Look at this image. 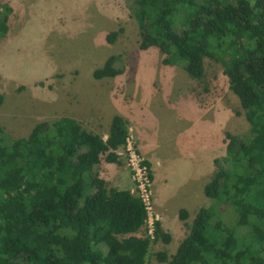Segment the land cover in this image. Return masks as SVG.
<instances>
[{
    "label": "trees",
    "instance_id": "16d2710c",
    "mask_svg": "<svg viewBox=\"0 0 264 264\" xmlns=\"http://www.w3.org/2000/svg\"><path fill=\"white\" fill-rule=\"evenodd\" d=\"M136 20L138 48L156 46L162 64L204 76V57L220 62L238 97L246 133H224L225 153L204 185L200 207L164 264H264V0H126ZM0 10L5 35L10 8ZM122 29L110 31L115 41ZM120 55L96 67L95 79L122 74ZM3 95L0 92V104ZM128 128L111 117L106 137L71 117L38 121L25 137L0 125V264H150L153 243L171 235L154 220L153 238L137 235L146 210L130 189L108 187L102 162L120 164ZM149 167L147 161H144ZM151 177V175H150ZM232 207L234 226L215 218ZM180 220L188 213L180 209Z\"/></svg>",
    "mask_w": 264,
    "mask_h": 264
},
{
    "label": "rangeland",
    "instance_id": "374dc122",
    "mask_svg": "<svg viewBox=\"0 0 264 264\" xmlns=\"http://www.w3.org/2000/svg\"><path fill=\"white\" fill-rule=\"evenodd\" d=\"M4 6L10 8V17L5 35H0V125L14 138L25 137L36 122L73 112L83 128L101 133L111 115L123 116L133 109L139 130L148 129L154 145L160 143L157 155L165 181L151 182L152 217L161 216L162 224L172 230V239L169 244L153 243L147 261L164 264L156 253L165 251L170 257L183 233H188L187 218L181 225L179 210L193 214L212 203L198 192L203 178H192L202 160L196 157H202L203 149L205 157H221L224 133L249 129L222 65L204 57V76L195 79L182 63L162 64L164 55L156 46L140 50L137 23L126 0H0L1 11ZM120 28L115 41L108 43L107 33ZM111 54L120 55L123 73L95 79L93 70ZM172 151L186 156L165 164ZM191 155H195L190 161L195 164L192 174L187 162ZM121 160L120 164L102 162L99 175L108 187L134 188ZM215 170L214 165L211 177ZM215 218L234 226L236 212L223 207ZM178 226L179 233H173ZM136 234L144 235L145 227Z\"/></svg>",
    "mask_w": 264,
    "mask_h": 264
},
{
    "label": "crops",
    "instance_id": "0c3cea01",
    "mask_svg": "<svg viewBox=\"0 0 264 264\" xmlns=\"http://www.w3.org/2000/svg\"><path fill=\"white\" fill-rule=\"evenodd\" d=\"M129 108L131 109V107H129ZM71 114H73V112H71ZM71 114L69 115V117L74 118L76 121H81L80 118L78 117V115L75 116L74 114L73 115H71ZM64 117H68V116H64ZM111 117H112V115L109 118V123H110ZM121 117L125 120L126 125H127V128L128 129H131V132L134 135V139H135V144H136L137 151L144 157L145 161H147V163L149 165V170H150V175H151V179H152V184L157 179H160V180H164L165 181V176L163 175V169H162L161 159L157 155L158 149L160 147V145H159L160 143L156 144V146L154 145V143L151 140L153 135L149 134V130L148 129H147V131L145 129L139 130V128H138V120L136 118V114L133 111V109H131L130 111L128 110V112H126V114H124ZM86 122L88 123V121H86ZM109 123H108V126H109ZM107 129H108V127H107ZM106 132H107V130H104L101 133H99V132H93V133L100 134V135L103 136V138H105L106 137ZM145 136H147V137H145ZM149 136H150V138H149ZM175 149H177V148L175 147ZM183 150H186L187 151L186 148L183 149ZM191 151L194 152V150H191ZM204 151L205 150L203 149L202 150V157H200V156H197L196 157L198 160H200V159H202V160H201L200 168H199L197 174H193V176H192L193 180L196 179L197 181H200V179L203 178L202 181L200 182V185L198 186V190H200L198 192L200 194H201V192H203L204 185L211 178V173H212L211 172V167H213V170H214V159L215 158H218L217 156L216 157L214 156V158L212 159L209 156V154H208L207 157H205ZM185 156L183 155L182 152H178L177 151V153H175L174 151H172V153L169 156H167L168 159L164 163L166 164L168 160H171L173 158H180V159H182ZM191 158H195V155H191L187 159V162L192 167V172L190 174H192L193 171L195 170V166H194L195 164L193 163V160H192L193 165L190 163ZM119 159L121 160V156H120ZM121 161H123V160H121ZM179 166L181 167V165H179ZM204 173H206L205 176H204ZM200 174H202V177H199ZM193 180H191V181H193ZM132 190H133V188H130V191L131 192H132ZM203 194H204V192H203ZM198 209L199 208H196V210H194L195 212L193 214H191V213L188 212L187 219L189 220V218H191V221H192L193 218H194V216H195V214L197 213ZM155 216H156V219L159 221L162 230L164 232H168L171 235V239H172V230H170V228H168L167 226H164L162 224L161 216H159L157 214H155ZM187 219H186V222L191 223V221H187ZM181 222H182V220H181ZM181 225H183V222L181 223ZM181 225H179V226H181ZM179 226L176 229L173 230V233H179ZM186 234L187 233H183L181 240L186 236ZM171 239H170V241H171ZM169 242L166 243V244H169Z\"/></svg>",
    "mask_w": 264,
    "mask_h": 264
},
{
    "label": "built area",
    "instance_id": "2783aa9c",
    "mask_svg": "<svg viewBox=\"0 0 264 264\" xmlns=\"http://www.w3.org/2000/svg\"><path fill=\"white\" fill-rule=\"evenodd\" d=\"M119 154L121 159L123 158L122 160L130 173L134 185L132 193L141 200L147 213V218L143 225L145 227V234L153 238L155 219L152 217V180L150 170L144 162V157L136 149L135 139L131 129H128L125 144L119 151Z\"/></svg>",
    "mask_w": 264,
    "mask_h": 264
}]
</instances>
